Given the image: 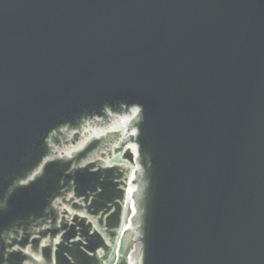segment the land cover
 I'll return each mask as SVG.
<instances>
[{
	"label": "water",
	"instance_id": "water-1",
	"mask_svg": "<svg viewBox=\"0 0 264 264\" xmlns=\"http://www.w3.org/2000/svg\"><path fill=\"white\" fill-rule=\"evenodd\" d=\"M129 108L115 153L55 156ZM119 236L115 264H264V0H0V264H105Z\"/></svg>",
	"mask_w": 264,
	"mask_h": 264
},
{
	"label": "bare ground",
	"instance_id": "bare-ground-1",
	"mask_svg": "<svg viewBox=\"0 0 264 264\" xmlns=\"http://www.w3.org/2000/svg\"><path fill=\"white\" fill-rule=\"evenodd\" d=\"M139 116H140V109L129 108L111 119L107 118V120L109 119L107 121V124L68 133L69 135L68 141L57 147L55 156L71 157L74 153L84 148L85 145L88 142L92 141L93 139L103 138V137L110 138L114 136L113 133L118 131L122 132L123 134H126V138H125L126 140L138 133L139 128L136 125H134V122L138 120ZM120 145H121L120 141H118L115 144L114 153L117 147H119ZM123 148L130 149V151L133 154L132 161L129 159H123L121 157L122 156L121 154L115 155L113 158H107L108 165L115 164L119 166L130 167L128 200H127V206H125L126 214L123 222L124 224L121 229V235H123L126 232L135 230L136 227L131 220V214L137 208V201L134 193H136L137 189L139 188V184L135 183V181L137 179V172L139 171V169H141L137 141L127 143L126 147L123 146ZM118 156H120L121 158L114 159L115 157ZM129 211L131 213H129ZM121 237L120 236L118 237L117 242L114 246V250L117 254V258H119L121 252V244H122ZM129 264H139V259L135 251L131 253Z\"/></svg>",
	"mask_w": 264,
	"mask_h": 264
},
{
	"label": "rangeland",
	"instance_id": "rangeland-1",
	"mask_svg": "<svg viewBox=\"0 0 264 264\" xmlns=\"http://www.w3.org/2000/svg\"><path fill=\"white\" fill-rule=\"evenodd\" d=\"M119 134H121V138H116V139H115V144H116L118 141H120V143H121L123 140L125 141L126 134H123V133L120 132V131L113 133L114 136L119 135ZM116 158L120 159V156L115 157L114 159H116ZM129 213H131V212L129 211ZM109 257H112V258H111L110 260H108V263H107V264H115V263H116V259H117V254H116L115 250H112V253H111V255H110Z\"/></svg>",
	"mask_w": 264,
	"mask_h": 264
}]
</instances>
